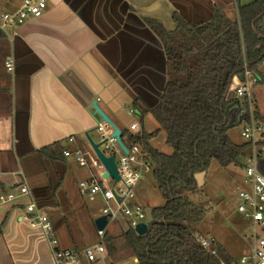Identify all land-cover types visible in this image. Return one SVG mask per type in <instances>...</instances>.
Listing matches in <instances>:
<instances>
[{
    "label": "crops",
    "instance_id": "1",
    "mask_svg": "<svg viewBox=\"0 0 264 264\" xmlns=\"http://www.w3.org/2000/svg\"><path fill=\"white\" fill-rule=\"evenodd\" d=\"M16 1L19 7L23 3ZM237 1L252 0H46L41 16L2 29L7 40H0V192L26 186L28 193L0 205V264H54L42 230L29 223V203L49 217L60 247L83 250L98 241L97 214L88 206L97 195L78 190L79 180L105 172L85 136L87 131L92 138L101 121L91 104L96 100L129 133V124L139 123L129 112L132 95L154 106L166 80L163 47L141 16L172 30L175 12L196 26L210 20L215 7L235 18ZM9 56L11 71L5 66ZM258 71L253 96L264 116V72ZM55 142L62 152L42 158L38 149ZM77 150L86 165L76 161ZM261 156L257 167L264 175V150ZM123 223L126 228V218L112 220L107 233L118 238ZM251 242L242 255L250 252Z\"/></svg>",
    "mask_w": 264,
    "mask_h": 264
},
{
    "label": "trees",
    "instance_id": "2",
    "mask_svg": "<svg viewBox=\"0 0 264 264\" xmlns=\"http://www.w3.org/2000/svg\"><path fill=\"white\" fill-rule=\"evenodd\" d=\"M236 5L235 18L215 7L212 18L196 26H190L175 12L172 18L176 26L172 30L141 16L162 44L166 82L153 107L132 95V108L141 121L151 115L158 129L134 136L123 132L121 138L143 147L154 165V179L164 204L152 208L153 220L145 234H137L132 227H126L118 238L106 233L111 262L229 264L233 261L215 239L210 242V248L216 252L212 254L195 238L197 232L190 225L201 220L210 206L208 202L193 200L186 192L198 189L195 174L206 171L213 161L221 167H241L251 152L249 142L238 144L228 136L233 119L237 118L238 124L248 120V107L245 100L240 103L236 97L227 99V92L232 77L242 74L244 63L261 77L258 68L264 63V0L246 4L237 1ZM1 39L7 40L2 29ZM255 118L264 123V116L256 108ZM160 131L165 133L171 154L162 153L150 143ZM260 145L264 146V142ZM57 151L62 152L58 142L38 149L42 158L53 157Z\"/></svg>",
    "mask_w": 264,
    "mask_h": 264
},
{
    "label": "built area",
    "instance_id": "3",
    "mask_svg": "<svg viewBox=\"0 0 264 264\" xmlns=\"http://www.w3.org/2000/svg\"><path fill=\"white\" fill-rule=\"evenodd\" d=\"M46 8V0H23L20 8L13 12H3L0 14V29L22 24L29 15L39 17ZM5 66L8 71L13 69V60L9 56L5 60ZM237 83L233 89L232 98L245 100L248 107V120L244 121L241 136L246 142L250 143L251 152L242 162L244 172L243 183L244 189L238 192L237 211L243 215L251 224V250L248 254L239 257L229 264H264V175L258 170L257 162L262 155L264 146V123L255 118V101L253 89L259 83L260 76L250 69L246 63L243 65L241 75H234L230 81ZM130 113L135 114L133 108L129 109ZM100 135L101 151L114 157L120 179L116 182L122 184L119 188H111L107 181L114 179L111 176H95L88 179H81L78 182V190L82 196L94 197L100 195L104 206L99 209V216H106L107 223L102 229H96L98 241L85 247L83 250L70 247L62 248L58 245L54 235V228L49 217L36 208L34 203L26 205V210L31 214L29 223L32 226H38L42 230L48 243L52 247L54 264H130L132 261L111 262L106 259L108 242H106L107 228L110 222L118 217L126 219L127 227L135 230L139 223H147L145 207L135 199V185L140 181L144 172L154 167L148 155L141 144L133 141L124 142L128 152H124L117 138L112 136L114 128L106 121L101 120L97 127ZM127 131L128 136L140 134L142 131L137 122L129 124ZM124 131L121 130V136ZM65 156L71 155L68 150H63ZM75 159L79 165L87 164V159L81 150L75 151ZM28 193L26 186H20L17 190L11 189L8 192H0V205L10 202L18 197ZM195 238L200 244L208 249L212 254H216L215 249L210 248L212 238L201 233H195ZM108 257V256H107ZM135 262L136 259L134 258ZM224 262L221 261V264Z\"/></svg>",
    "mask_w": 264,
    "mask_h": 264
},
{
    "label": "rangeland",
    "instance_id": "4",
    "mask_svg": "<svg viewBox=\"0 0 264 264\" xmlns=\"http://www.w3.org/2000/svg\"><path fill=\"white\" fill-rule=\"evenodd\" d=\"M19 5L16 0L12 2L0 0V14L16 11ZM259 69L264 72V65L260 64ZM136 120L143 124L144 130L148 133L158 129V124L151 115H146L142 121L140 118ZM231 122L232 126L228 129V136L233 142L242 143L244 139L241 136V131L244 123L238 124L235 119ZM91 136L94 141H99V134L95 130ZM150 143L162 153H172V148L166 143V136L163 131L153 137ZM101 147L104 149L103 146ZM243 179L242 167L234 165L221 167L216 161H213L205 171L202 186L194 192L192 190L186 192L193 200L208 202L210 206L203 218L191 224L190 227L198 233L216 238L237 261L243 253H246L248 241L252 234L250 222L237 211L238 192L245 188ZM107 184L116 189L122 186L120 182H116L114 179H109ZM135 193V199L144 207L154 208L164 204L154 179L153 168L143 173L140 181L135 185ZM88 206L92 212L94 211L98 215L99 208H102L104 204L97 195L95 200H88ZM125 226L123 223L122 227L125 228Z\"/></svg>",
    "mask_w": 264,
    "mask_h": 264
},
{
    "label": "water",
    "instance_id": "5",
    "mask_svg": "<svg viewBox=\"0 0 264 264\" xmlns=\"http://www.w3.org/2000/svg\"><path fill=\"white\" fill-rule=\"evenodd\" d=\"M141 21L143 22L142 19H141ZM165 82H166V80H165ZM236 83H237V80L234 79L232 85L230 86L227 99H232V97H233V89H234V86H235ZM164 85H165V83H164ZM91 106L94 108V114H98L100 116L101 120H104V121L108 122L114 128V133L112 134V136L117 138V141L120 144L121 148L124 150V152L127 153L128 149L126 148V146L124 145V143L120 139V137H121V129H120V127L117 126L114 123V121L100 107V105L97 103L96 100H94L92 102ZM151 107H153V106H151ZM238 121L239 120H237V122ZM85 136L88 139V141H89L93 151L95 152L97 158L99 159V161L101 162V164L103 165V167L105 169V172H104L103 176L104 177L111 176L112 178H114L115 181H118L120 179V176L118 174V170H117V167H116V163H115L114 157L112 155L108 156V155L104 154L101 151V149H100V146L103 143V141L95 142L89 136V132H87V131L85 132ZM261 157H260V159H261ZM204 174H205V171H201V172H198V173L195 174V179H196L198 187H201L202 184H203ZM152 212H153V210H152L151 207H145V213H146L147 221L149 223L153 220ZM93 222H94V225H95L96 229H102L105 226V224L107 223V217L106 216L95 217ZM147 230H148V224L144 223V222L143 223H139L135 227V231L137 232V234H140V235L145 234L147 232Z\"/></svg>",
    "mask_w": 264,
    "mask_h": 264
}]
</instances>
